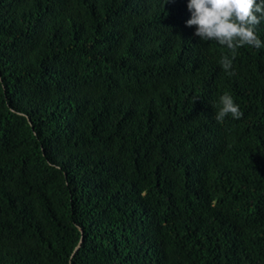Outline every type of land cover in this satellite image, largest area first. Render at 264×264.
Masks as SVG:
<instances>
[{
  "label": "trees",
  "instance_id": "1",
  "mask_svg": "<svg viewBox=\"0 0 264 264\" xmlns=\"http://www.w3.org/2000/svg\"><path fill=\"white\" fill-rule=\"evenodd\" d=\"M187 3L0 0V264H264V47Z\"/></svg>",
  "mask_w": 264,
  "mask_h": 264
},
{
  "label": "clouds",
  "instance_id": "2",
  "mask_svg": "<svg viewBox=\"0 0 264 264\" xmlns=\"http://www.w3.org/2000/svg\"><path fill=\"white\" fill-rule=\"evenodd\" d=\"M187 8L191 17L186 26L195 27L194 35L201 41H215L230 51L231 58L223 55L219 61L229 76L235 74L233 60L238 49L264 47L257 34L264 22V0H188ZM219 105L215 114L217 122H223L228 116L235 120L243 117L240 106L230 94L221 95Z\"/></svg>",
  "mask_w": 264,
  "mask_h": 264
},
{
  "label": "water",
  "instance_id": "3",
  "mask_svg": "<svg viewBox=\"0 0 264 264\" xmlns=\"http://www.w3.org/2000/svg\"><path fill=\"white\" fill-rule=\"evenodd\" d=\"M81 231V229H79Z\"/></svg>",
  "mask_w": 264,
  "mask_h": 264
}]
</instances>
